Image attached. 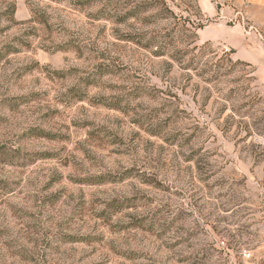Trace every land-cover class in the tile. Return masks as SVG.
<instances>
[{
	"label": "rangeland",
	"instance_id": "1",
	"mask_svg": "<svg viewBox=\"0 0 264 264\" xmlns=\"http://www.w3.org/2000/svg\"><path fill=\"white\" fill-rule=\"evenodd\" d=\"M207 21L0 0V264H264V97Z\"/></svg>",
	"mask_w": 264,
	"mask_h": 264
},
{
	"label": "crops",
	"instance_id": "2",
	"mask_svg": "<svg viewBox=\"0 0 264 264\" xmlns=\"http://www.w3.org/2000/svg\"><path fill=\"white\" fill-rule=\"evenodd\" d=\"M197 2L208 20L198 33L199 41L217 44L234 61L251 68L264 97V0Z\"/></svg>",
	"mask_w": 264,
	"mask_h": 264
},
{
	"label": "built area",
	"instance_id": "3",
	"mask_svg": "<svg viewBox=\"0 0 264 264\" xmlns=\"http://www.w3.org/2000/svg\"><path fill=\"white\" fill-rule=\"evenodd\" d=\"M243 257H244V259L249 260V259H251V254L248 253V252H245V253L243 254Z\"/></svg>",
	"mask_w": 264,
	"mask_h": 264
},
{
	"label": "trees",
	"instance_id": "4",
	"mask_svg": "<svg viewBox=\"0 0 264 264\" xmlns=\"http://www.w3.org/2000/svg\"><path fill=\"white\" fill-rule=\"evenodd\" d=\"M199 11H200V9H199ZM200 14H201V11H200ZM204 27V26H203ZM203 27H199V29L201 30ZM247 66V65H246Z\"/></svg>",
	"mask_w": 264,
	"mask_h": 264
}]
</instances>
